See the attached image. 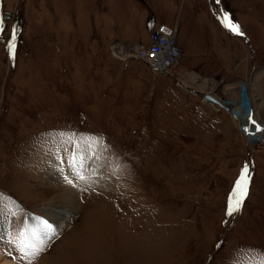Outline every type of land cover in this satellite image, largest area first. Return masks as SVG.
Here are the masks:
<instances>
[{
  "label": "rangeland",
  "instance_id": "374dc122",
  "mask_svg": "<svg viewBox=\"0 0 264 264\" xmlns=\"http://www.w3.org/2000/svg\"><path fill=\"white\" fill-rule=\"evenodd\" d=\"M115 1L0 0L1 251L21 264H264V0H159L181 24L166 75L113 58L161 24L145 0H120L149 31L113 42ZM79 155L80 172L47 174ZM52 183L75 209L54 204ZM21 233L42 250L15 254Z\"/></svg>",
  "mask_w": 264,
  "mask_h": 264
},
{
  "label": "built area",
  "instance_id": "2783aa9c",
  "mask_svg": "<svg viewBox=\"0 0 264 264\" xmlns=\"http://www.w3.org/2000/svg\"><path fill=\"white\" fill-rule=\"evenodd\" d=\"M177 27L158 24L149 34L145 45L132 44L128 49L119 48L113 58L122 63L138 61L148 66L154 74L166 75L178 63L181 52L177 46Z\"/></svg>",
  "mask_w": 264,
  "mask_h": 264
},
{
  "label": "crops",
  "instance_id": "0c3cea01",
  "mask_svg": "<svg viewBox=\"0 0 264 264\" xmlns=\"http://www.w3.org/2000/svg\"><path fill=\"white\" fill-rule=\"evenodd\" d=\"M124 5L122 7L123 11H120V0H116L115 1V6L117 11L120 12L119 13V17L122 20V22L120 23V27L116 28L114 33L110 36H108L111 41L115 42L116 40H119L118 38L124 39L127 43H136V42H140L137 41L139 39V37H141L143 34L147 35L148 31H142L141 29H139L140 24L142 23V21L144 20V16L143 14L139 11L138 13H127L126 11L128 10V6L126 4V1H123ZM146 5L151 8V12L153 15H155L157 17V20L159 23H165L168 26H177L181 27L180 19L178 20V9L175 8L174 10L172 8H167L166 6H164V3H160L159 0H145ZM137 9H139V7H137ZM177 9V11L175 12V10ZM117 12V13H118ZM147 19L149 20V14H146V19L145 22L147 21ZM130 21H135V23H131ZM137 22V23H136ZM129 23V24H128ZM158 24H156L157 26ZM180 25V26H179ZM126 26H128L131 29H134V31H127L126 30ZM155 27V25H153ZM151 27V29H153L154 27ZM144 35V36H145Z\"/></svg>",
  "mask_w": 264,
  "mask_h": 264
},
{
  "label": "snow or ice",
  "instance_id": "6c2138e0",
  "mask_svg": "<svg viewBox=\"0 0 264 264\" xmlns=\"http://www.w3.org/2000/svg\"><path fill=\"white\" fill-rule=\"evenodd\" d=\"M227 19V18H226ZM229 30L236 33L241 34L240 29L236 25L227 24ZM6 31L4 28L3 18L0 17V34H3ZM17 33L14 31L13 34L9 37L8 41V50L10 53L14 52L15 49V40ZM249 169L247 167L242 169L241 176L238 178L236 184L234 185V190L230 194L229 203L226 210V216L229 218H234L238 215L242 207L244 205L245 199L248 197L249 192ZM70 182V181H69ZM227 222V221H226ZM45 228L50 232L51 227L49 225H45ZM35 236V233L33 234ZM20 243L23 249H32L36 248V245L32 244L30 240L24 239V234H19ZM39 243L43 244V240H40ZM37 251H41L42 249L36 248Z\"/></svg>",
  "mask_w": 264,
  "mask_h": 264
},
{
  "label": "bare ground",
  "instance_id": "6f19581e",
  "mask_svg": "<svg viewBox=\"0 0 264 264\" xmlns=\"http://www.w3.org/2000/svg\"><path fill=\"white\" fill-rule=\"evenodd\" d=\"M244 102H245V100H244ZM259 136L261 137L260 138L261 141L264 143V127L262 128L261 134ZM54 160H55V163L53 162L52 159H50V162L47 164V167L49 169V172L47 174L51 175L50 178L53 179L54 181L55 180L59 181V179H62L61 175L57 174L60 170H61V172L65 173L67 175H69V173H71V174L75 173L76 174L77 172L81 171L82 167L84 168V166H85L84 160H83L82 156H80V155L76 156V160L68 167L67 166L65 167L64 163L61 160H59L57 158H55ZM50 186L52 187V190L50 193L48 192L47 194L53 196L54 193H58L56 196V199L54 200L55 201L54 204L60 203V205H65L67 207H73L74 206V209H75L77 199H76V195L73 192H70L68 190H63L61 187H58L59 185H56L54 183L50 184ZM59 193L60 194L62 193V194L60 195ZM1 242L2 241L0 240V243ZM1 245L2 244H0V264H21V263L16 262L11 256L6 255L7 252H5L6 254L4 252H2L1 250H3L4 248Z\"/></svg>",
  "mask_w": 264,
  "mask_h": 264
},
{
  "label": "water",
  "instance_id": "95a60500",
  "mask_svg": "<svg viewBox=\"0 0 264 264\" xmlns=\"http://www.w3.org/2000/svg\"><path fill=\"white\" fill-rule=\"evenodd\" d=\"M204 102L205 103H208V102H211V103H213V104H215V105H218L220 108H222V106L215 100V99H213L212 97H210V96H205L204 97Z\"/></svg>",
  "mask_w": 264,
  "mask_h": 264
}]
</instances>
